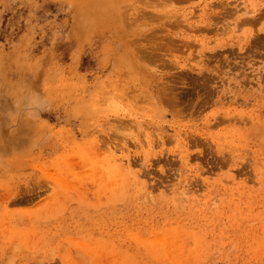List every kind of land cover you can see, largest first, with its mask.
<instances>
[{
  "label": "rangeland",
  "instance_id": "1",
  "mask_svg": "<svg viewBox=\"0 0 264 264\" xmlns=\"http://www.w3.org/2000/svg\"><path fill=\"white\" fill-rule=\"evenodd\" d=\"M0 264H264V0H0Z\"/></svg>",
  "mask_w": 264,
  "mask_h": 264
},
{
  "label": "clouds",
  "instance_id": "2",
  "mask_svg": "<svg viewBox=\"0 0 264 264\" xmlns=\"http://www.w3.org/2000/svg\"><path fill=\"white\" fill-rule=\"evenodd\" d=\"M19 107V105H18ZM40 108L39 103L37 102V97L35 94H31L29 96L26 97V103L23 105V111L29 115V116H33V115H38V111L37 109Z\"/></svg>",
  "mask_w": 264,
  "mask_h": 264
},
{
  "label": "bare ground",
  "instance_id": "3",
  "mask_svg": "<svg viewBox=\"0 0 264 264\" xmlns=\"http://www.w3.org/2000/svg\"><path fill=\"white\" fill-rule=\"evenodd\" d=\"M111 1V0H110Z\"/></svg>",
  "mask_w": 264,
  "mask_h": 264
}]
</instances>
